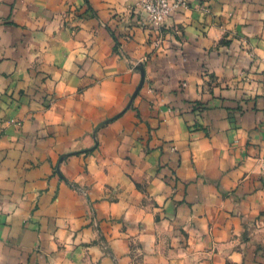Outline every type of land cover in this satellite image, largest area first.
Returning <instances> with one entry per match:
<instances>
[{
    "label": "crops",
    "instance_id": "obj_1",
    "mask_svg": "<svg viewBox=\"0 0 264 264\" xmlns=\"http://www.w3.org/2000/svg\"><path fill=\"white\" fill-rule=\"evenodd\" d=\"M262 157L264 0H0V264H264Z\"/></svg>",
    "mask_w": 264,
    "mask_h": 264
},
{
    "label": "built area",
    "instance_id": "obj_2",
    "mask_svg": "<svg viewBox=\"0 0 264 264\" xmlns=\"http://www.w3.org/2000/svg\"><path fill=\"white\" fill-rule=\"evenodd\" d=\"M185 2L186 0H139V7L145 13L148 25L161 27ZM260 165L264 169V157L261 158Z\"/></svg>",
    "mask_w": 264,
    "mask_h": 264
},
{
    "label": "water",
    "instance_id": "obj_3",
    "mask_svg": "<svg viewBox=\"0 0 264 264\" xmlns=\"http://www.w3.org/2000/svg\"><path fill=\"white\" fill-rule=\"evenodd\" d=\"M143 82H144V74H143V79L141 81V84H140L139 88L141 87V85L143 84ZM139 88H138V90H139Z\"/></svg>",
    "mask_w": 264,
    "mask_h": 264
}]
</instances>
